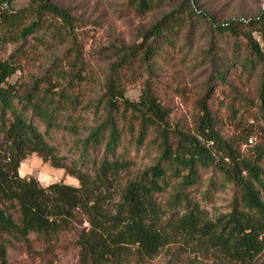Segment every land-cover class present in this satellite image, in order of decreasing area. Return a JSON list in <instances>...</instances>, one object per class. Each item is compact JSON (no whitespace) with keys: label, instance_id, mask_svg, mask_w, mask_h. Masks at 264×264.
I'll list each match as a JSON object with an SVG mask.
<instances>
[{"label":"trees","instance_id":"obj_1","mask_svg":"<svg viewBox=\"0 0 264 264\" xmlns=\"http://www.w3.org/2000/svg\"><path fill=\"white\" fill-rule=\"evenodd\" d=\"M13 1H0V51L13 47L0 59V236L26 241L33 234L50 240L85 221L87 228L77 239L85 264H111L132 251L152 257L181 239L212 249L230 263L253 264L264 249V147L253 146L244 153L224 139L206 99L200 102L201 113L192 128L173 125L172 108L153 86L155 62H168V51L177 50L187 1L182 0L179 10L165 15L145 33L137 49L117 61L96 101L84 98L83 69L73 66L69 71L48 70L29 82L8 81L41 57L38 46L45 44V34L62 39L75 30V20L51 0H34L18 10L10 8ZM166 1L172 0L130 3L144 15ZM192 14L188 10L187 19ZM212 23L211 30L229 37L238 51L224 62L227 67L243 71L260 67L256 98L264 124V10L249 20ZM64 60L70 63L69 56ZM220 66L214 63L215 82L226 78ZM136 72H146L147 79L138 100L132 101L125 97V86ZM64 112L63 124L59 117ZM82 112L92 114L93 125L77 140L79 166H68L45 136L52 129L76 135ZM34 120L44 126V134ZM149 140L157 147L156 163L119 190L133 166L126 158L128 148L139 150ZM32 154L65 170L78 186L61 181L42 186L35 178L21 177L20 165ZM87 162L92 168L83 171ZM205 171L221 176L235 190L231 212L215 221L192 195ZM210 184L214 186V179ZM168 190L171 195L162 202L161 195Z\"/></svg>","mask_w":264,"mask_h":264},{"label":"rangeland","instance_id":"obj_2","mask_svg":"<svg viewBox=\"0 0 264 264\" xmlns=\"http://www.w3.org/2000/svg\"><path fill=\"white\" fill-rule=\"evenodd\" d=\"M186 1L188 8L183 7L186 22L175 41L177 50L168 51V62L161 59L155 62V78L152 79L161 101L172 108L171 123L192 128L201 113L200 102L206 99L208 107L220 121L219 130L224 139L232 141L244 153H248L253 146L264 147V124L258 112L256 98L260 67L245 71L238 66L227 67L224 62L229 61L238 51L229 37L211 30L212 21L224 23L256 17L264 10V0ZM31 2L34 0H14L10 8L18 10ZM51 3L66 10L75 20L74 32L62 39L51 32L45 34V44L38 46L41 57L27 64L8 81L29 82L48 70L63 68L69 71L73 66L83 69L86 81L80 87L84 98L96 101L101 95L105 77L111 73L117 61L137 49L143 42L145 33L165 15L179 10L182 0L163 2L144 15L136 13L130 0H51ZM188 10L193 11L190 19H187ZM254 37H257L256 34ZM31 43L35 42L31 40ZM12 49V46H8L0 51V59H5ZM244 53L242 48L240 55ZM67 56L70 63L64 60ZM214 63H221L220 69L225 72L226 78L222 82H215L213 79ZM139 73L136 72L137 76L130 78L125 86V97L132 101L138 100L147 79L146 72ZM81 115L77 121L79 132L76 135L52 129L45 136L57 156L68 166L76 163L79 166L81 145L77 140L84 138L87 128L93 125L92 114L82 112ZM59 122L65 123V112L60 114ZM34 123L44 134V126L38 120H34ZM148 143L150 144V140L139 150L128 148L126 158L133 162V166L121 179L119 190L156 163L157 147ZM118 152L122 150L119 149ZM262 164L264 166V159ZM91 168L92 163L87 162L82 170L90 171ZM19 174L21 177L35 178L42 186L60 181L78 186L77 180L67 175L65 170L44 163L36 154L26 157L20 165ZM212 179L214 186L210 184ZM192 192L209 219L215 221L231 212L234 187L212 171L202 173L200 184L193 187ZM170 195L171 191L168 190L161 195V201H168ZM118 199L119 194L115 201ZM87 225L85 221L75 223L69 230L50 240L33 234L26 241L1 235L0 264H85L80 257L77 239L80 231L87 228ZM111 264L234 263L212 249L192 240L181 239L167 244L152 257H139L132 251ZM253 264H264V249Z\"/></svg>","mask_w":264,"mask_h":264}]
</instances>
